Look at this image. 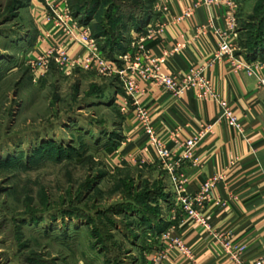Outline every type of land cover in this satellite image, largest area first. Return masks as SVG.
Returning <instances> with one entry per match:
<instances>
[{
	"label": "rangeland",
	"instance_id": "1",
	"mask_svg": "<svg viewBox=\"0 0 264 264\" xmlns=\"http://www.w3.org/2000/svg\"><path fill=\"white\" fill-rule=\"evenodd\" d=\"M235 2L247 39L264 20V0ZM67 3L118 64L116 45L122 39L129 48L124 30L136 21L125 15L154 5ZM28 5L0 0V264H143L150 223L167 212L164 169L131 158L118 165L105 150L122 139L111 94L123 90L119 77L67 74L55 62L43 75L35 71Z\"/></svg>",
	"mask_w": 264,
	"mask_h": 264
},
{
	"label": "crops",
	"instance_id": "2",
	"mask_svg": "<svg viewBox=\"0 0 264 264\" xmlns=\"http://www.w3.org/2000/svg\"><path fill=\"white\" fill-rule=\"evenodd\" d=\"M55 1L29 0L35 39L29 44L32 58L65 39L47 21L48 4ZM153 1L154 16L150 23L156 24L167 17L163 7H168L175 16L184 15L188 10L192 14L165 25L147 43V49L163 59L162 70L166 74L177 78L184 77L192 68L208 67L206 75L214 91L230 104L244 129L240 133L225 119H219L216 102L199 99L195 90L177 100L162 87L139 81L143 90L140 103L148 107L153 125L163 136L169 127L180 123L186 125L184 137L196 134L204 124H214L212 132L202 139L193 157L183 162L180 171L187 176L186 188L191 195H196L210 177L221 176L214 195L228 202L227 207L216 205L215 200L205 202L203 214L208 225L192 221L181 212L170 173L163 168L167 180V212L147 235V246L140 252L142 263L149 264L154 255L165 252L162 264H236L220 240L226 232L231 233L235 245L247 247L243 258L252 263L264 250V89L259 83V77L264 75V52L261 48L251 59L247 58V49L242 43L246 41L245 30L238 26L237 10L231 17L221 0L210 4L207 0ZM218 31L226 33V40L236 47L235 56L250 63L253 74L245 69L235 71L228 57L214 59V52L222 41ZM141 32L131 31L130 38ZM68 44L72 58L80 61L88 55L85 45ZM111 94L122 114L118 123L122 139L110 156L118 165L133 156L144 158L142 150L148 143V135L138 122L135 107L129 105L123 112L120 103L115 101L124 97V91L115 90ZM167 146L178 154L182 152L180 145L171 140ZM149 165L162 167L159 162ZM177 239L188 253L180 250Z\"/></svg>",
	"mask_w": 264,
	"mask_h": 264
},
{
	"label": "built area",
	"instance_id": "3",
	"mask_svg": "<svg viewBox=\"0 0 264 264\" xmlns=\"http://www.w3.org/2000/svg\"><path fill=\"white\" fill-rule=\"evenodd\" d=\"M225 7L231 12L233 17L237 4L235 0H221ZM61 2V3H60ZM214 0H207V3H213ZM60 4L63 8L60 9ZM50 12L47 21L52 23L55 29L64 35L60 43L50 47L44 53L37 56L34 62V69L43 75L49 65L55 62L62 71L67 74L74 69L80 68L86 71H94L103 76L119 77L124 97L116 99L120 103L122 111H126L129 105L135 107L138 122L148 135V143L143 147L144 158L136 156L130 157L132 161L142 164H154L159 162L163 168L170 173V178L175 186L178 196V206L181 212L186 214L192 221L199 224L208 225V220L203 214L205 202L215 200V204L221 207H227L228 202L221 198H216L214 191L221 176H213L207 179L201 186L196 195H191L186 188L187 176L180 171L183 162L193 157L195 150L202 139L213 130V123L204 124L196 134L184 137L185 124H178L169 127L166 135L163 136L153 125L148 107L140 103V96L143 90L140 88L139 81L151 83L162 87L174 99H182L190 90H195L196 96L202 100H213L219 107V119H225L230 126L242 133L244 126L239 117L230 106L213 89L209 77L206 75L208 67L192 68L187 75L177 78L175 75L166 74L162 70L163 59L154 55L147 49V43L152 41L156 35L163 30L165 25L174 23L182 18L190 17L191 10L184 15L175 16L170 13L168 7H163L167 17H163L158 23H149L144 32L135 36L129 46V50L120 55V62L110 60L104 54L99 46L98 40L92 33L88 25H82L77 19L73 18L67 0H56L48 4ZM222 41L218 44L214 52V59L221 60L228 57L233 64L235 71L247 70L250 74L254 71L250 63L235 56L236 47L226 40V33L218 31ZM69 42L81 43L85 45L88 55L82 60L72 58L69 51ZM260 86L264 89V75L259 77ZM171 140L180 145L182 152L176 153L168 148L167 141ZM225 252L235 260L236 264H264V250L254 258L252 263H247L243 258L246 246H238L233 243L232 235L226 232L220 237ZM183 253H188V249L182 244L181 240H175ZM166 258L165 252L153 256L149 264H162Z\"/></svg>",
	"mask_w": 264,
	"mask_h": 264
},
{
	"label": "trees",
	"instance_id": "4",
	"mask_svg": "<svg viewBox=\"0 0 264 264\" xmlns=\"http://www.w3.org/2000/svg\"><path fill=\"white\" fill-rule=\"evenodd\" d=\"M136 14V15H135ZM127 16V18H136V21H134L135 23H133V27L131 29L125 28V31H137V32H141L142 30H144L146 28V26L150 23V21L152 20L154 13H153V9H142L139 8L138 12L134 11L132 13H128V15H125V17ZM134 16V17H132ZM130 19V20H131ZM80 22L84 25H91V23L86 22L83 20H80ZM133 22V21H132ZM91 27L93 28V35L95 36V38L99 41L102 36L99 35L96 32L95 27H93L91 25ZM134 29V30H133ZM95 30V31H94ZM126 38V37H125ZM100 42V41H99ZM243 46L247 49V58L251 59L252 56H255L257 51L260 50L262 48V51L264 52V20L262 21L261 24H259V26H257V33L256 34H249V37L246 39V41L242 42ZM100 44V43H99ZM117 48V53H120V55H122L123 53H125L128 50V43L126 40H120V45H116ZM101 47V45H100ZM107 45L104 44L101 48V50L104 52V54L106 53L107 55L111 56L110 52L107 49ZM106 56V55H105ZM118 145V144H117ZM117 145H106L105 146V150L107 151L108 155L112 154L116 148ZM159 220V219H158ZM158 220H154L152 223H150V228L152 229L154 226V223H156Z\"/></svg>",
	"mask_w": 264,
	"mask_h": 264
}]
</instances>
